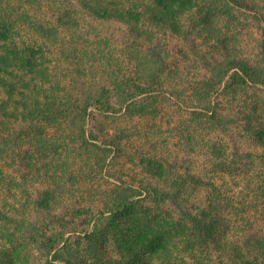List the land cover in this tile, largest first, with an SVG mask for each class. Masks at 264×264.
<instances>
[{
	"label": "trees",
	"instance_id": "obj_1",
	"mask_svg": "<svg viewBox=\"0 0 264 264\" xmlns=\"http://www.w3.org/2000/svg\"><path fill=\"white\" fill-rule=\"evenodd\" d=\"M0 264H264V0H0Z\"/></svg>",
	"mask_w": 264,
	"mask_h": 264
},
{
	"label": "rangeland",
	"instance_id": "obj_2",
	"mask_svg": "<svg viewBox=\"0 0 264 264\" xmlns=\"http://www.w3.org/2000/svg\"><path fill=\"white\" fill-rule=\"evenodd\" d=\"M251 23V22H250ZM95 28H94V32L98 34V38L96 41H85L84 43H91V45L87 47V51L88 53H92L93 56H91V58L95 59V60H102V57L105 58V56H108L111 59H115L116 61L119 59H127L126 56L128 55L127 51H125L126 48V43L127 41V37L126 35V28L127 26L117 20H112L109 21L108 23H100V22H95L94 23ZM254 25L250 24L249 26L247 25L246 27H241L238 28L237 30V34H238V38L239 40L236 42V48L237 49H243L242 52L238 55H242V56H247V57H251L249 51H246L244 46H247V43L251 44L253 41V37H254ZM91 32V30H89ZM159 31V30H158ZM114 33V36L110 35V33ZM160 33V31H159ZM163 31L160 33V37H163ZM204 35H206L204 33ZM109 38L112 39V41L109 40ZM113 38L116 39V41H113ZM195 40H193V37H189L186 38V36L183 34L180 37H174L171 41H173V44L175 45H179L177 43L182 41V52L176 51V49H174V51H172V56L178 57V58H182L183 64L181 62V66L183 65L184 68L188 69L193 67V65H195V63H193L194 59H201L203 54H205V49H206V45H210V47H212V45H216L217 44V39H208L205 38L204 36H197L196 38H194ZM207 41V42H205ZM92 43H97L98 45L96 47L93 46ZM230 45L233 46V43L231 41H229ZM198 44V45H197ZM194 45H197L198 47H202L203 52L202 53H194L192 51V47H194ZM93 46V47H92ZM239 47V48H238ZM213 48V47H212ZM99 50V51H98ZM214 48L211 51L212 53H214ZM235 48L233 50H231V52L227 53V54H233L235 55ZM68 53V52H66ZM187 55V57H184L183 54ZM216 55L219 58H223L225 57V53L223 50H217L216 49ZM238 53V52H237ZM210 54V53H209ZM187 58V59H186ZM192 63V64H191ZM101 76V75H100ZM105 76V74L103 75ZM98 85H99V81L96 82V84H86L85 88L88 90H96L98 89ZM75 88V87H73ZM240 98L237 99V101L235 102L233 107H237L235 110H238L240 108H242V104L243 107L245 106V104L247 103L246 98H242L241 96H239ZM246 97V96H244ZM168 103V102H167ZM165 106H167L166 102L164 103ZM168 109V108H167ZM180 115H178L176 117L175 120L171 121L170 123L167 124V122L162 123V125L157 126L156 127V131H158L159 134L163 135L162 137H166L168 140L170 141H178L177 137H174V131L173 129L169 126L171 125H176L178 124L180 121L179 120ZM139 120V119H137ZM140 121V120H139ZM121 122L124 125L129 124L132 128L134 127V122H129L128 120H125L123 118H118L115 121V124ZM179 143H175L173 146L175 147V149H177V153L179 154V159L177 160L178 164L180 165V169H182V145H178ZM254 144H250V142H245V146L248 149H256L258 151H262L261 147H255L253 146ZM178 147V148H176ZM173 150V149H172ZM198 160H201V157L198 158ZM199 163V162H198ZM199 165H202L199 163ZM205 192H201V195H203Z\"/></svg>",
	"mask_w": 264,
	"mask_h": 264
}]
</instances>
